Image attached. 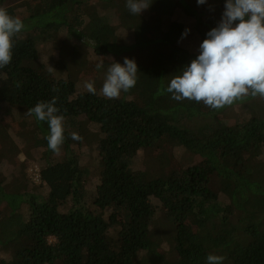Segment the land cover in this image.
<instances>
[{
	"label": "trees",
	"instance_id": "1",
	"mask_svg": "<svg viewBox=\"0 0 264 264\" xmlns=\"http://www.w3.org/2000/svg\"><path fill=\"white\" fill-rule=\"evenodd\" d=\"M125 4L0 0L24 23L0 69V133L9 139L0 148V264H206L209 254L264 264V188L225 162L258 148L264 172V97L213 109L166 91L225 0H152L120 20ZM62 43L88 62L85 78L77 64L59 70L45 58L47 44ZM104 57L134 59L138 80L155 72L148 103L123 91L107 99L104 81L86 91ZM53 97L64 117L59 152L48 147V123L27 113ZM29 160L38 184L23 169Z\"/></svg>",
	"mask_w": 264,
	"mask_h": 264
},
{
	"label": "clouds",
	"instance_id": "2",
	"mask_svg": "<svg viewBox=\"0 0 264 264\" xmlns=\"http://www.w3.org/2000/svg\"><path fill=\"white\" fill-rule=\"evenodd\" d=\"M197 3L203 5L206 0ZM151 4L152 0H126L125 6L130 14L140 15ZM23 29L20 18L0 7V69L11 63L14 38ZM198 51L197 57L171 79L166 91L173 100L202 101L218 109L249 94L264 97V0H225L220 21L207 32ZM103 67V61L96 64L97 69ZM138 72L134 59L125 57L123 64L113 60L107 66L101 94L107 99L119 98L122 91L128 92L136 85ZM84 88L93 95L97 92L95 81H85ZM56 103L57 98L53 97L50 101L37 102L27 111L37 121L48 123L50 134L46 139L53 152H59L65 139L64 117L58 115ZM72 139L80 137L72 133ZM225 259L209 254L206 264H223Z\"/></svg>",
	"mask_w": 264,
	"mask_h": 264
},
{
	"label": "rangeland",
	"instance_id": "3",
	"mask_svg": "<svg viewBox=\"0 0 264 264\" xmlns=\"http://www.w3.org/2000/svg\"><path fill=\"white\" fill-rule=\"evenodd\" d=\"M123 16H120L119 19L121 20L123 17L131 16L132 14L129 13V11L122 14ZM64 44L67 42L66 40H63ZM63 44V43H62ZM60 44H53V45H46L44 48L43 54L45 58L53 64L56 68H59V70L65 69V64H77L78 72L77 75L81 77L82 79L85 78V75L83 74V71L87 69L88 62L85 59L79 58L78 56V50L75 44L67 45V47H64ZM68 44V42L66 43ZM107 58H103L102 61L104 62V71L98 74L95 84L97 86H100L102 82L104 81L106 77V70L107 66L110 65L111 61H107ZM155 79V72H145L141 78H139L138 82L139 85L136 84L132 89H130L128 92H125L127 94L136 95L137 98H139L142 102L148 103V100L151 98V92L153 91L150 89L149 85L151 82ZM84 81H88L85 79ZM142 85H145L142 87ZM7 135H3L0 133V148H7L9 145V139L6 138ZM11 143V142H10ZM26 150L25 147L18 146L14 152L15 154L21 155ZM261 150L258 148L252 152H249L248 154H239V155H233L226 157L225 162L226 164H229L230 166L240 171L243 176L251 181L258 183L262 188H264V172L262 165L260 164L258 157L261 154ZM192 162H186V164H190ZM24 171L26 173V176L33 180V178L36 176L34 173L36 172L37 165L33 160H29L24 165ZM37 173V172H36ZM38 175V174H37ZM22 188H25L26 185L24 183L21 184Z\"/></svg>",
	"mask_w": 264,
	"mask_h": 264
},
{
	"label": "built area",
	"instance_id": "4",
	"mask_svg": "<svg viewBox=\"0 0 264 264\" xmlns=\"http://www.w3.org/2000/svg\"><path fill=\"white\" fill-rule=\"evenodd\" d=\"M36 172L38 173V170H36ZM34 173L36 176L33 178V182L35 183V184H38V175H37V173Z\"/></svg>",
	"mask_w": 264,
	"mask_h": 264
}]
</instances>
